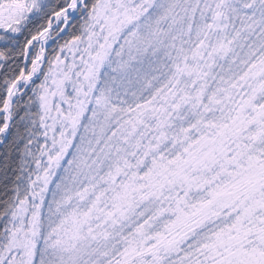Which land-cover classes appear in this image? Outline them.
Listing matches in <instances>:
<instances>
[{
	"label": "snow or ice",
	"instance_id": "obj_1",
	"mask_svg": "<svg viewBox=\"0 0 264 264\" xmlns=\"http://www.w3.org/2000/svg\"><path fill=\"white\" fill-rule=\"evenodd\" d=\"M0 264H264V0H0Z\"/></svg>",
	"mask_w": 264,
	"mask_h": 264
}]
</instances>
